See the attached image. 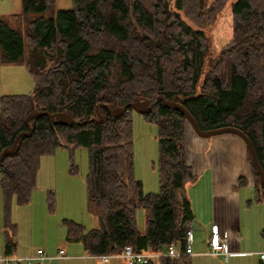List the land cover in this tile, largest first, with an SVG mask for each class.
I'll list each match as a JSON object with an SVG mask.
<instances>
[{
    "label": "trees",
    "instance_id": "trees-1",
    "mask_svg": "<svg viewBox=\"0 0 264 264\" xmlns=\"http://www.w3.org/2000/svg\"><path fill=\"white\" fill-rule=\"evenodd\" d=\"M56 1L22 0V12L0 18L2 60L25 62L35 82L31 94L0 99V154L28 130L26 117L33 112H65L78 121L32 118V136L21 137L17 151L0 161L6 253L16 248L13 202H30L42 157L59 147L71 151V174L80 170L76 149H87V210L99 221L88 230L63 219L68 241L81 243L91 256L121 252L126 245L136 251H161L171 243L185 247L195 219L186 185L197 180L186 160L191 122L180 108L157 98L182 104L202 130L244 131L264 170V0H152V8L144 0H73L68 9L56 8ZM216 23L223 38L217 51L205 32ZM144 99L153 104L141 114L158 129V192H146L136 175L131 104ZM105 104L126 110L114 117ZM97 108L103 122L91 121ZM248 163L256 199L264 204V184L249 147ZM248 183L239 177L240 186ZM189 257L147 264H192Z\"/></svg>",
    "mask_w": 264,
    "mask_h": 264
},
{
    "label": "rangeland",
    "instance_id": "rangeland-1",
    "mask_svg": "<svg viewBox=\"0 0 264 264\" xmlns=\"http://www.w3.org/2000/svg\"><path fill=\"white\" fill-rule=\"evenodd\" d=\"M144 1L148 3L150 8L153 7L152 0ZM72 6L73 0L56 1V8L68 9ZM230 7L231 3L221 15H225ZM22 10V0H0V18L20 13ZM186 21L189 20L186 19ZM205 32L212 39L213 49L217 51L218 45L223 43V38L219 34L218 23L206 27ZM1 57L2 48L0 45V99L6 94H31L34 91L35 82L25 62L12 59L4 61ZM133 116L136 175L143 180L146 192H154L155 189V192H158V129L155 124L146 122L140 112L135 110ZM70 152L66 147H59L54 154L43 156L37 177V187L32 192L30 202L24 205L18 204L17 201L13 202L12 216L13 220L17 222L20 245L23 246L21 248L28 250L31 246H42L47 250L54 251L61 246L60 243L63 240L64 248H67L68 253L69 251L72 253L70 246L79 245L82 247V244L68 242L65 237L66 227L62 224L63 219L81 222L88 230L98 227V219L87 210L88 151L85 148L76 149L75 161L80 167L76 174L69 172ZM247 152L248 146L245 140L233 131L202 136L195 131L189 122L186 124V160L188 164L194 166V172L198 174V182L207 179L206 173L210 171L206 170L205 172L204 170L210 167L213 169L214 176L218 180L225 181V183L236 182L239 180V176L249 179L248 177L251 175L250 166L247 161L242 159L245 158L244 154ZM192 183L195 182H189L186 185L189 198ZM241 188L246 191L245 196L248 199H256L254 186L247 184ZM50 191H53L54 212H51L49 207ZM3 216L0 210V220ZM138 222L140 228L144 230V209L139 210ZM0 226L1 228L4 227L2 221H0ZM0 253L7 254L6 252ZM17 256L25 257L26 255ZM80 261L86 264H101L93 258ZM111 261L110 264H122L121 261L124 260ZM22 262L26 263L27 261ZM59 262L62 260L57 261V263ZM77 264H80L79 261Z\"/></svg>",
    "mask_w": 264,
    "mask_h": 264
},
{
    "label": "crops",
    "instance_id": "crops-1",
    "mask_svg": "<svg viewBox=\"0 0 264 264\" xmlns=\"http://www.w3.org/2000/svg\"><path fill=\"white\" fill-rule=\"evenodd\" d=\"M244 156L245 158L242 159L245 162L247 161V164H249L248 152L244 154ZM191 166L194 168L193 165ZM206 170L211 172L206 173L207 179L202 182H198L197 178L195 183H192V186L190 187L189 199L193 210H195V220L190 225L191 229H193V254L189 257L191 263L260 264L262 259L259 252L264 248V238L262 236V232L264 230V204L256 199H248L245 196L246 191L238 184V180H236V182L225 183V181L218 180L217 177L214 176V173L212 172L213 169H211V167L205 169L204 171L206 172ZM196 175L198 177L197 173ZM248 178L250 179H248V184L253 186L254 179L252 171L250 177ZM153 191L155 192L156 189ZM0 210L2 211V215H4V194L1 185V176ZM2 219L0 221L3 222L4 226V216ZM13 219L14 218L12 216V220ZM13 222L17 224L15 220H13ZM213 224L219 225L222 236L228 241L229 249L232 252L228 259L209 253V242ZM15 241L16 248H14V254L17 255H32L36 253L37 249L42 247L31 246L28 250L21 248L23 246L20 245L19 232L15 237ZM6 242L7 234L5 227L1 228L0 226V252H6ZM62 242L63 240L60 243L61 246L54 251L51 249L47 250L44 247L42 248L53 254H57L59 249H64L67 257L51 259L45 264H77L78 261L80 264H86L80 260L85 261L91 258L96 259L101 264H110L112 262L102 263L95 256L88 255L83 245L82 247L79 245L70 246V250L73 251V254L70 253V251L68 253L67 248H64L65 246L62 245ZM56 260H62V262L57 263ZM121 262L123 264V261ZM0 264L6 263L4 261H0Z\"/></svg>",
    "mask_w": 264,
    "mask_h": 264
},
{
    "label": "built area",
    "instance_id": "built-area-1",
    "mask_svg": "<svg viewBox=\"0 0 264 264\" xmlns=\"http://www.w3.org/2000/svg\"><path fill=\"white\" fill-rule=\"evenodd\" d=\"M193 229L191 227L186 231V246L182 247L179 243H171L168 247L161 251H136L132 245H126L121 252L105 253L95 255L102 263H109L113 259H121L127 261L129 264H147L151 260L160 257L181 258L191 256L193 254L192 248ZM210 250L212 255L222 256L228 259L232 252L229 249L228 241L222 236L218 224H213L211 229ZM261 259L264 260V248L259 252ZM66 252L64 249H59L57 254L49 253L43 248L37 249L35 254L25 257L17 255H7L0 253V261H5L6 264H45L48 260L65 258ZM22 261H27L23 263Z\"/></svg>",
    "mask_w": 264,
    "mask_h": 264
},
{
    "label": "water",
    "instance_id": "water-1",
    "mask_svg": "<svg viewBox=\"0 0 264 264\" xmlns=\"http://www.w3.org/2000/svg\"><path fill=\"white\" fill-rule=\"evenodd\" d=\"M162 99L164 101L165 104L167 105H173L176 106L178 108H180L183 113L187 116V118L189 119V121L191 122L193 128L195 129V131L202 135V136H209V135H213V134H217V133H221V132H225V131H233L237 134H239L246 142L247 146L249 147V150L252 154L253 157V161L258 169L260 178H261V182L264 184V170L259 162L257 153H256V149L254 147V144L252 143L251 139L249 138V136L242 131L241 129L237 128V127H233V126H224V127H220L217 129H212V130H202L198 124V122L196 121V119L194 118V116L180 103L176 102V101H172V100H167L163 97H158L157 100ZM153 102H151L149 99H144V100H138L136 102H133L131 104V106L138 112L142 113L147 111L151 106H152ZM106 109L108 110V112L114 116V117H118L120 115H122L125 112V107H116V108H111L108 104H105ZM98 111V117H94L91 119V121H99V122H103V115L99 113V110L97 108ZM40 116H49L50 118H56L57 121L60 124H65V125H72L75 122H78L77 120H75L70 114L65 113V112H48V111H36L33 112L31 114H29L26 117V123L28 126V130L21 132L20 134L17 135V137L15 138L14 141V145L11 148H6L2 151V153L0 154V161L2 160V158L4 157L5 154L7 153H14L17 151L18 149V142L19 139L21 137H30L33 134V129L32 126L30 124V120L32 118H37ZM62 144H65V142L61 141ZM73 148V146H71V149Z\"/></svg>",
    "mask_w": 264,
    "mask_h": 264
}]
</instances>
